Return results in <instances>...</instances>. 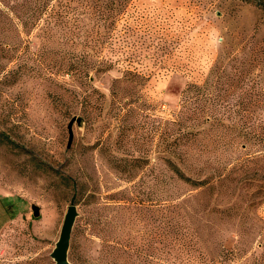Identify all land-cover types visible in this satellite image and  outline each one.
Wrapping results in <instances>:
<instances>
[{
  "label": "rangeland",
  "instance_id": "1",
  "mask_svg": "<svg viewBox=\"0 0 264 264\" xmlns=\"http://www.w3.org/2000/svg\"><path fill=\"white\" fill-rule=\"evenodd\" d=\"M0 202V264L71 203L74 264H264V9L0 0Z\"/></svg>",
  "mask_w": 264,
  "mask_h": 264
},
{
  "label": "water",
  "instance_id": "2",
  "mask_svg": "<svg viewBox=\"0 0 264 264\" xmlns=\"http://www.w3.org/2000/svg\"><path fill=\"white\" fill-rule=\"evenodd\" d=\"M72 123L73 120L69 124L70 141L72 140ZM34 212L35 215L39 213L37 208L34 209ZM76 215V205L75 203H71L65 215L60 239L57 243V248L52 253V256L56 259V264H74L69 260V249L73 223L75 221Z\"/></svg>",
  "mask_w": 264,
  "mask_h": 264
},
{
  "label": "trees",
  "instance_id": "3",
  "mask_svg": "<svg viewBox=\"0 0 264 264\" xmlns=\"http://www.w3.org/2000/svg\"><path fill=\"white\" fill-rule=\"evenodd\" d=\"M249 1H255L257 5H259L261 8L264 9V0H249ZM171 166L175 170V172L179 174V176H181V178L185 180H191V178L187 177L177 165H171Z\"/></svg>",
  "mask_w": 264,
  "mask_h": 264
},
{
  "label": "crops",
  "instance_id": "4",
  "mask_svg": "<svg viewBox=\"0 0 264 264\" xmlns=\"http://www.w3.org/2000/svg\"><path fill=\"white\" fill-rule=\"evenodd\" d=\"M1 208H2V207H1V202H0V211H1ZM0 214H1V213H0ZM0 227H1V226H0ZM0 230H1V229H0Z\"/></svg>",
  "mask_w": 264,
  "mask_h": 264
}]
</instances>
